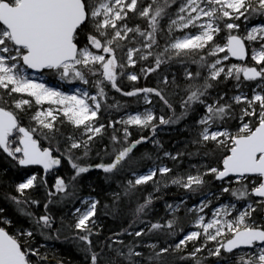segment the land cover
Here are the masks:
<instances>
[{
	"label": "snow or ice",
	"instance_id": "1",
	"mask_svg": "<svg viewBox=\"0 0 264 264\" xmlns=\"http://www.w3.org/2000/svg\"><path fill=\"white\" fill-rule=\"evenodd\" d=\"M0 160V264H264V0H0Z\"/></svg>",
	"mask_w": 264,
	"mask_h": 264
},
{
	"label": "trees",
	"instance_id": "2",
	"mask_svg": "<svg viewBox=\"0 0 264 264\" xmlns=\"http://www.w3.org/2000/svg\"><path fill=\"white\" fill-rule=\"evenodd\" d=\"M119 98L120 97L117 96V99ZM129 107L135 108L136 104L132 100H129ZM181 123L182 124L180 126H177L175 129L172 128V129L167 130V128L164 127L158 132V135L161 137V141L162 143H164L166 148H174L176 146L175 142L181 140V136L183 135V132L180 130V128H182L184 121H181ZM147 133H148V130H145L144 134H147ZM146 150L152 151L153 148L149 144H146L144 147L140 148L141 153H143ZM3 165H4V161L0 160V166H3ZM178 195H179V192L177 188L175 186H169L167 190V195L164 198L172 199L174 196H178ZM155 206L158 209V214L163 215V212H164L163 201L155 202ZM101 220L105 226V234H107L108 230L117 231L119 227L121 226L122 222L124 221L123 210L121 213H118L115 216L102 215ZM55 247L59 250L60 255L64 257H70L72 264H83L82 253L77 249L74 243L70 241L55 242Z\"/></svg>",
	"mask_w": 264,
	"mask_h": 264
},
{
	"label": "rangeland",
	"instance_id": "3",
	"mask_svg": "<svg viewBox=\"0 0 264 264\" xmlns=\"http://www.w3.org/2000/svg\"><path fill=\"white\" fill-rule=\"evenodd\" d=\"M186 119H188V118H186ZM182 123H180V124H177V125H169V126H162V128H167V130H169V129H175L177 126H180ZM161 128V129H162ZM182 128H183V126H182ZM182 128H180V130H182ZM171 186V185H170Z\"/></svg>",
	"mask_w": 264,
	"mask_h": 264
}]
</instances>
